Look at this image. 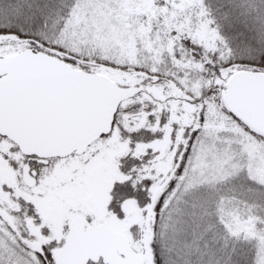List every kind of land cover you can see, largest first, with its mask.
<instances>
[{"label":"snow or ice","instance_id":"6c2138e0","mask_svg":"<svg viewBox=\"0 0 264 264\" xmlns=\"http://www.w3.org/2000/svg\"><path fill=\"white\" fill-rule=\"evenodd\" d=\"M0 264H264V0H0Z\"/></svg>","mask_w":264,"mask_h":264}]
</instances>
